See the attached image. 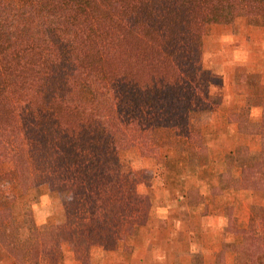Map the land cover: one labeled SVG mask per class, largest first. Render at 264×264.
Here are the masks:
<instances>
[{
  "label": "trees",
  "instance_id": "trees-1",
  "mask_svg": "<svg viewBox=\"0 0 264 264\" xmlns=\"http://www.w3.org/2000/svg\"><path fill=\"white\" fill-rule=\"evenodd\" d=\"M238 19L263 28L264 0H0V168L12 166L22 192L70 197L64 222L43 227L0 202L1 262L85 264L147 223L152 192L129 183L123 156L135 153L139 169L158 160L161 128L182 161L200 153L191 119L211 99L203 37ZM256 125L259 153L240 146L238 182L219 177L251 193L246 227L226 210L237 264H264V113Z\"/></svg>",
  "mask_w": 264,
  "mask_h": 264
},
{
  "label": "crops",
  "instance_id": "crops-1",
  "mask_svg": "<svg viewBox=\"0 0 264 264\" xmlns=\"http://www.w3.org/2000/svg\"><path fill=\"white\" fill-rule=\"evenodd\" d=\"M232 27L215 24L207 28L199 77L201 82L204 79L208 83L210 96L219 98L216 105L218 109L227 110L225 115L242 108L257 114L264 109V27L251 26L246 19L236 20ZM255 65L258 70L253 69ZM256 118L252 116V120H258ZM230 126L234 130L230 138L238 139L236 125ZM226 133L221 138H227ZM249 148L260 150L254 145ZM231 150V147L226 148L228 153ZM202 170L214 173V178L210 181L209 175L208 182L201 188H184L180 196L166 195L168 197L158 202L155 199V212L150 213L147 223L128 240L127 247L121 246L114 252H97L91 256V261L106 254L96 264H237L235 254L226 247L234 241V235L227 231L226 210L233 209V221L238 228L246 227L250 219L251 193L223 190L220 195H214L212 188L219 185L222 171L213 166H204ZM191 191L198 192V199L188 197ZM104 259H108L106 263ZM63 264L81 263L68 260Z\"/></svg>",
  "mask_w": 264,
  "mask_h": 264
},
{
  "label": "rangeland",
  "instance_id": "rangeland-1",
  "mask_svg": "<svg viewBox=\"0 0 264 264\" xmlns=\"http://www.w3.org/2000/svg\"><path fill=\"white\" fill-rule=\"evenodd\" d=\"M228 26L232 27L233 24ZM253 69L258 70L259 67L255 65ZM257 76L259 75L257 74ZM79 89L88 109L92 113H96L97 106L91 96L81 86ZM202 91L208 93V83H206L204 79H202ZM218 101V97L211 96V99L203 106L204 109L202 111L197 110L192 115L191 127L198 134V144L201 149L197 156L186 158L185 161L175 156L170 147L169 130L167 128L160 129V137L157 144L158 160L148 163L144 168L139 169V164L142 161L136 157V154H124L123 157L126 160L129 159L132 163L130 174L132 182L130 181L129 183L131 184L134 182L135 185H139V188L143 190L150 189L152 192V197L150 198L151 213L155 212V199H157L158 202V199L164 198V196L168 197L166 195L180 196L184 192V188L188 187L201 188L204 182H208L209 175L211 176L209 179L211 181L214 178V173L203 171L202 167L204 166H213L217 170H221L222 173H228L229 176L233 178L232 183H237L241 164L247 159L237 157L236 152H238L239 147L245 146L248 148L250 155L248 159H251V157L259 153V150H252L249 146L253 147L254 145L255 148H260V137L258 134V125L256 124L261 120L264 109L257 114H253L250 109L242 108L235 112L232 110L228 115H225L227 110L218 109L216 105ZM252 116L253 118L257 117L256 119L258 120H252ZM226 117L227 120H225ZM231 124L237 127L235 132L239 135V138L236 140L230 138L234 136L231 133L234 131L230 126ZM225 131H227L225 134L227 138L223 139L221 137ZM230 147L233 150L228 153L226 148ZM12 169L10 164H5L0 168V202L8 204L10 211L17 217V221L21 223L29 214L31 220L42 227L47 224L64 222L65 207L69 204L70 200L69 194L63 193L60 195L58 193H50L45 188L30 189L28 192H22L18 187L17 180L11 175ZM218 184V187L220 186L223 190H238L230 187L226 188L224 184L220 185L219 178ZM223 190L221 192H223ZM187 194H189V192H187ZM189 195L188 197L192 199H198L199 196L197 191H191ZM21 233L24 236L26 230H23ZM124 239L125 240L121 244L123 246H128L127 242L129 239L132 240V236H128ZM121 244L116 248L104 250L102 253L119 251ZM64 250L68 252L70 250L69 246L65 245ZM121 253L124 254L125 252L123 251ZM105 255H103V257L96 256L95 259H92L93 261H91L90 257V262H92V264L99 263L105 258ZM107 260L108 259H104L103 261L106 263ZM90 262L85 264H91ZM0 263L8 264V262L1 261Z\"/></svg>",
  "mask_w": 264,
  "mask_h": 264
}]
</instances>
